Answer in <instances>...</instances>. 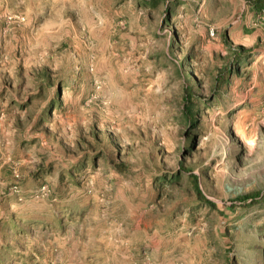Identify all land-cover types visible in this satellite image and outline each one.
I'll list each match as a JSON object with an SVG mask.
<instances>
[{
  "label": "rangeland",
  "instance_id": "374dc122",
  "mask_svg": "<svg viewBox=\"0 0 264 264\" xmlns=\"http://www.w3.org/2000/svg\"><path fill=\"white\" fill-rule=\"evenodd\" d=\"M0 264H264V0H0Z\"/></svg>",
  "mask_w": 264,
  "mask_h": 264
},
{
  "label": "trees",
  "instance_id": "16d2710c",
  "mask_svg": "<svg viewBox=\"0 0 264 264\" xmlns=\"http://www.w3.org/2000/svg\"><path fill=\"white\" fill-rule=\"evenodd\" d=\"M190 91H191L190 89H186V90H185V97H186V99L189 98V97H191V92H190ZM193 178L195 179V176H193ZM195 181H196V179H195ZM196 187H197V186H196ZM196 189H197V191H198V195H199L200 197H202L201 192L199 191V189H198V188H196ZM209 203H210V205L214 206L213 203H211V202H209Z\"/></svg>",
  "mask_w": 264,
  "mask_h": 264
}]
</instances>
